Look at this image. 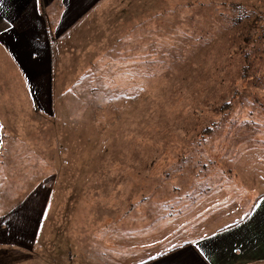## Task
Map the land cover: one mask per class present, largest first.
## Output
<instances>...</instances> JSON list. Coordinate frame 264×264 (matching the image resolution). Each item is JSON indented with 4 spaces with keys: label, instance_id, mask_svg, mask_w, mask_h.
<instances>
[{
    "label": "crops",
    "instance_id": "crops-1",
    "mask_svg": "<svg viewBox=\"0 0 264 264\" xmlns=\"http://www.w3.org/2000/svg\"><path fill=\"white\" fill-rule=\"evenodd\" d=\"M167 1L0 0V264H264V112L156 180L102 158V103L120 96L100 72L126 70L102 78L127 93ZM173 5L171 25L199 6Z\"/></svg>",
    "mask_w": 264,
    "mask_h": 264
},
{
    "label": "rangeland",
    "instance_id": "rangeland-1",
    "mask_svg": "<svg viewBox=\"0 0 264 264\" xmlns=\"http://www.w3.org/2000/svg\"><path fill=\"white\" fill-rule=\"evenodd\" d=\"M189 1L199 6L183 7L182 13L188 9L193 13L171 25L173 4ZM165 10L168 23L161 30L165 38H153L161 23H151V39L157 45L153 42L140 53L135 49L128 57L129 66L132 58L135 66L129 71L128 94L102 78L122 79L126 70L100 72L104 94L120 96L119 102L102 103L105 115L115 110L102 119L106 135L102 158L133 162V168L123 173L133 170L144 181L168 172L175 159L189 156L194 145L211 144L216 149L227 142L239 144L242 121L253 128L255 111L264 112V0H168ZM117 13L108 9L102 17ZM91 88H80V94L84 90L94 94ZM135 185L137 190L141 183Z\"/></svg>",
    "mask_w": 264,
    "mask_h": 264
}]
</instances>
